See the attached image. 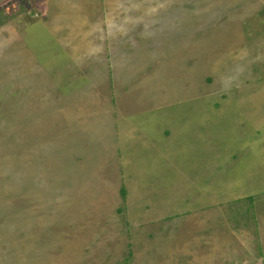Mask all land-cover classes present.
<instances>
[{"label": "rangeland", "instance_id": "1", "mask_svg": "<svg viewBox=\"0 0 264 264\" xmlns=\"http://www.w3.org/2000/svg\"><path fill=\"white\" fill-rule=\"evenodd\" d=\"M0 264H264V0H0Z\"/></svg>", "mask_w": 264, "mask_h": 264}, {"label": "crops", "instance_id": "2", "mask_svg": "<svg viewBox=\"0 0 264 264\" xmlns=\"http://www.w3.org/2000/svg\"><path fill=\"white\" fill-rule=\"evenodd\" d=\"M122 62H124V61H122ZM138 81V80H137ZM137 85H138V83H137ZM122 114L123 115H125V112L123 111L122 112ZM139 114L140 113H131V112H129V114H128V118H134V119H136L138 116H139ZM123 115H122V117H123ZM124 118V117H123ZM149 119L150 118H148V117H146V120H147V122L149 121ZM150 122H148V124H149ZM146 125V123H140L138 126H136V129H134V130H131L130 132H137L138 130H140V129H142L144 126ZM156 130L157 129H155V127H154V122H153V124L151 125V134L154 136V134H155V132H156ZM129 131V130H128ZM128 131H125V133H127ZM151 140V139H150ZM152 141V140H151ZM153 142V141H152ZM152 142H150V145L152 144Z\"/></svg>", "mask_w": 264, "mask_h": 264}]
</instances>
